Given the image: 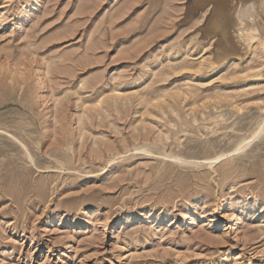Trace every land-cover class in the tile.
Listing matches in <instances>:
<instances>
[{"label": "rangeland", "instance_id": "374dc122", "mask_svg": "<svg viewBox=\"0 0 264 264\" xmlns=\"http://www.w3.org/2000/svg\"><path fill=\"white\" fill-rule=\"evenodd\" d=\"M202 1L0 0V264H264V43Z\"/></svg>", "mask_w": 264, "mask_h": 264}, {"label": "bare ground", "instance_id": "6f19581e", "mask_svg": "<svg viewBox=\"0 0 264 264\" xmlns=\"http://www.w3.org/2000/svg\"><path fill=\"white\" fill-rule=\"evenodd\" d=\"M202 2L204 3L205 0ZM205 31L209 35L215 34L218 36V44L223 53L221 60H224L229 54L238 55L239 57L244 56L247 45L254 39L259 38L264 43V0H214L212 12L206 22ZM5 135L9 138L11 144L12 141L15 142L21 152L24 151L27 157L31 158L28 147L23 142L19 141L12 134L7 133ZM242 147L243 145H239L232 151L236 152ZM229 153L216 155L212 159L209 158L210 161L209 159L208 161L209 163H217L226 158ZM171 159L178 161V157H172ZM110 160L112 161V159ZM11 161L12 159L7 161V163H11Z\"/></svg>", "mask_w": 264, "mask_h": 264}]
</instances>
